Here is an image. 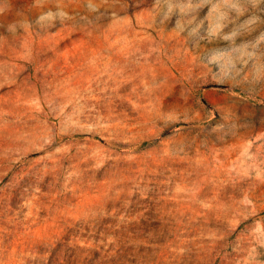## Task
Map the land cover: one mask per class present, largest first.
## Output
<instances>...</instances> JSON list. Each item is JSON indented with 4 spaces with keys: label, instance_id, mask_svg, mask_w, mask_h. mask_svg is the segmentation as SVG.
Here are the masks:
<instances>
[{
    "label": "rangeland",
    "instance_id": "rangeland-1",
    "mask_svg": "<svg viewBox=\"0 0 264 264\" xmlns=\"http://www.w3.org/2000/svg\"><path fill=\"white\" fill-rule=\"evenodd\" d=\"M0 264H264V0H0Z\"/></svg>",
    "mask_w": 264,
    "mask_h": 264
}]
</instances>
